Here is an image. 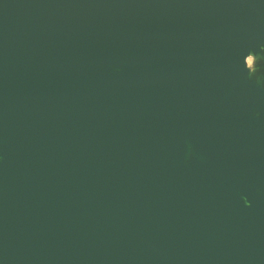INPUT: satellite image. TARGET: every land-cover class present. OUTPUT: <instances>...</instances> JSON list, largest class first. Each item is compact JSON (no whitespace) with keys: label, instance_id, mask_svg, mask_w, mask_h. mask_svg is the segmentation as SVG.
<instances>
[{"label":"water","instance_id":"water-1","mask_svg":"<svg viewBox=\"0 0 264 264\" xmlns=\"http://www.w3.org/2000/svg\"><path fill=\"white\" fill-rule=\"evenodd\" d=\"M0 264H264V0H0Z\"/></svg>","mask_w":264,"mask_h":264}]
</instances>
